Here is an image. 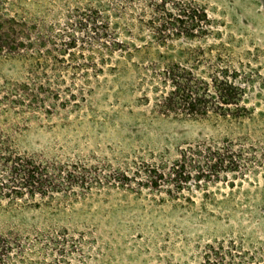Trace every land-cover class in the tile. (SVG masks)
Returning a JSON list of instances; mask_svg holds the SVG:
<instances>
[{"label":"rangeland","instance_id":"374dc122","mask_svg":"<svg viewBox=\"0 0 264 264\" xmlns=\"http://www.w3.org/2000/svg\"><path fill=\"white\" fill-rule=\"evenodd\" d=\"M12 1L40 37V62L31 69L37 45L0 59V131L18 152L82 177L52 193L2 201L11 264H207L209 245H264V0H192L206 9L210 31L175 40L170 50L181 59L177 49L199 46V70L224 61L239 73L249 112L234 121L161 115L152 93L145 100L138 87L136 57L126 62L119 47L110 52L105 39L84 31L69 46L71 9L110 0H5L7 7ZM113 21L107 30L116 41L148 39ZM32 71L44 73L46 86L14 100L12 89ZM223 138L250 155L242 173L172 194L132 177L187 143Z\"/></svg>","mask_w":264,"mask_h":264},{"label":"trees","instance_id":"16d2710c","mask_svg":"<svg viewBox=\"0 0 264 264\" xmlns=\"http://www.w3.org/2000/svg\"><path fill=\"white\" fill-rule=\"evenodd\" d=\"M18 2L16 0L15 5ZM13 5L14 1L7 7L5 0H0V59L21 55L24 47L37 45L32 69L40 62V37L32 35L34 26L28 25ZM70 12L69 20L76 28L68 45L75 44L77 31H84L92 40L105 39L110 52L115 46L119 47L126 62L136 57L138 87L143 90L145 100L149 99L146 92L152 93L155 112L166 116L215 117L227 121L248 114L249 109L243 103L245 87L241 77L224 61L199 70L200 65L193 62L202 55L199 46L177 49L181 59H174V54L170 53L175 49V40L203 38L210 31L211 19L203 6L192 0H110L106 7L94 4L75 6ZM112 19L115 23L135 27L145 35L143 38L147 36L148 39L141 45L116 41L107 30ZM42 60L45 61L46 57ZM41 73L44 74L32 71L21 87L15 85L12 89L14 100L36 97L47 84ZM245 152L242 143L229 138L197 140L177 149L172 159L137 167L132 177H138L143 185L172 194L188 189L190 185H207L227 172L242 173L251 159ZM75 174L82 173L39 163L18 152L9 144L7 135L0 131V205L4 200L12 203L24 195L34 197L52 193L64 182L70 186L72 180L79 177ZM11 244V239L0 234V264H11L6 250ZM208 248L207 264H264V245L256 250L237 249L223 243Z\"/></svg>","mask_w":264,"mask_h":264}]
</instances>
